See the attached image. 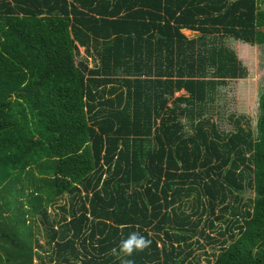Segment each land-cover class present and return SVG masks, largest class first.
I'll return each mask as SVG.
<instances>
[{"label":"trees","instance_id":"16d2710c","mask_svg":"<svg viewBox=\"0 0 264 264\" xmlns=\"http://www.w3.org/2000/svg\"><path fill=\"white\" fill-rule=\"evenodd\" d=\"M228 37L264 44V0H0V264H119L133 231L186 264L232 229L210 264H264V91L255 135L204 117L247 73Z\"/></svg>","mask_w":264,"mask_h":264},{"label":"rangeland","instance_id":"374dc122","mask_svg":"<svg viewBox=\"0 0 264 264\" xmlns=\"http://www.w3.org/2000/svg\"><path fill=\"white\" fill-rule=\"evenodd\" d=\"M182 32L189 38L198 36V32L188 29H182ZM223 40L225 44L235 50L239 60L246 66L247 73L245 76L239 77V79H228L225 80V83L216 86L212 99L206 101L204 105V117H209L220 133L234 132L237 130L239 124L245 128H250L253 135H255L259 114L258 98L259 94L264 91V44H249L241 40H234L231 37L223 38ZM80 49V53L83 55L84 47H80ZM181 93H184V91H181ZM236 119H239V123H237ZM186 124L188 125L187 120ZM253 193L254 191L251 188H246L240 194L243 197L241 203L248 202L252 198ZM188 200L190 202L192 199ZM69 201L70 197L65 195L63 198H59L56 202L52 203L48 208L51 219L57 220L62 215L68 218V212L64 213L60 207L65 206L67 208L70 203ZM188 203L183 208L186 213H192V209ZM191 216L195 218L197 215L191 214ZM204 217L202 216L201 218V225ZM39 223L41 226L36 231V235L39 236L45 248H36V250L45 253L49 249L48 244L45 243L46 230L43 222L40 221ZM217 223L218 228L216 230H223L225 224ZM208 231L209 229L205 227V232L207 233ZM238 234V229H232L223 236H219L217 231L213 232L210 235L217 238V241L213 243L207 242L198 233L191 234L188 240L190 245L184 247V253L192 250L191 257H189L192 264H210L215 259L217 253L224 247H227ZM199 245H202V247ZM188 261H186V264H189Z\"/></svg>","mask_w":264,"mask_h":264},{"label":"clouds","instance_id":"9594fccd","mask_svg":"<svg viewBox=\"0 0 264 264\" xmlns=\"http://www.w3.org/2000/svg\"><path fill=\"white\" fill-rule=\"evenodd\" d=\"M151 243L152 241L139 231H133L126 238H122L116 247L111 248L110 254L119 261V264H135L132 258L134 254L143 252Z\"/></svg>","mask_w":264,"mask_h":264}]
</instances>
